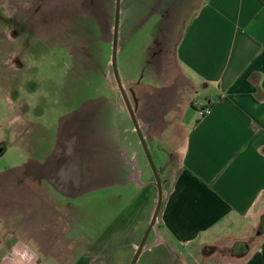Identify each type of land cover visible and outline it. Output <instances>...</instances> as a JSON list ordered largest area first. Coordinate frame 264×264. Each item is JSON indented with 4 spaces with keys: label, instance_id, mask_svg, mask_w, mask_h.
I'll list each match as a JSON object with an SVG mask.
<instances>
[{
    "label": "crops",
    "instance_id": "obj_1",
    "mask_svg": "<svg viewBox=\"0 0 264 264\" xmlns=\"http://www.w3.org/2000/svg\"><path fill=\"white\" fill-rule=\"evenodd\" d=\"M163 3L166 0H155L153 11ZM171 4H184L192 13L187 19L179 16L183 23L174 42L169 40L175 34L172 23L155 29L137 47L145 58L141 77L127 69L138 65L131 62L133 55L122 70V84L163 191L136 264H264V11L257 0ZM123 35L118 34V52ZM170 63L175 71L168 79L163 68ZM198 84L205 90L200 110L211 109L204 117L189 113L197 108L190 95L197 93ZM92 102L87 100L83 107V126L75 121L68 127L46 158L27 155L17 168L0 170V264H42L48 245L62 238L60 243L68 248L56 256L59 264H90L97 257L98 264H109V245L122 257L124 224L118 220L107 225L100 217L101 235L94 241L89 230L76 236L67 229L57 240L38 225L45 195L51 202V191L77 198L86 186L118 184L134 191L126 207L119 204L117 210L127 214L136 210L134 202L142 192L140 211L147 217L137 221L128 243L137 253L158 201L154 173L130 114L123 115L119 129L106 127L104 112L88 108ZM22 124L14 130L26 148L28 134L37 127ZM63 132L60 127L58 135ZM16 170L19 174L12 177ZM119 201H125L123 193ZM52 211L55 225L70 229L89 217L82 205L65 212L55 204ZM78 240L83 258L74 260L70 254ZM93 245H98L97 255Z\"/></svg>",
    "mask_w": 264,
    "mask_h": 264
},
{
    "label": "rangeland",
    "instance_id": "obj_2",
    "mask_svg": "<svg viewBox=\"0 0 264 264\" xmlns=\"http://www.w3.org/2000/svg\"><path fill=\"white\" fill-rule=\"evenodd\" d=\"M166 2L156 5L153 11L155 0H122L119 33L124 32V35L121 52L117 53L121 81L124 63L131 55V62L138 65L136 68L128 66L127 69L134 76L141 77L140 67L145 64V58L137 47L147 41L155 29L172 23L175 34L170 35L169 40L173 43L183 23L179 16L183 19L191 16L190 7L171 4V0ZM114 7L115 0H0V170L14 165L13 168H17L27 155L39 157V161L46 158L55 150L56 142L65 138L69 125L82 120L78 127L83 126V107L89 99L94 101L88 106L91 111L104 112L102 118L106 127H116V130L121 127L122 117L129 111L117 89L111 65ZM133 30L137 31L132 34ZM119 47L118 39V50ZM163 70L168 79L175 71L171 63L167 67L165 65ZM197 87V93L190 95L197 108L189 112H196V115L200 111V104L205 102V90L199 84ZM22 122L25 124L22 127H37L28 134L26 148L21 147L20 133L14 130V127H21ZM61 125L65 134L60 137L58 131ZM28 167L34 171L31 164ZM17 174L19 170L13 172L12 177ZM44 186L50 188L46 182ZM81 188L82 195L77 198H67L51 191L55 198V202H51L50 196H44L45 200L39 204L42 216L38 223L44 225V234L50 235L51 232L58 240L66 229L68 235L75 233L76 236L89 230L88 237L91 236L94 241L101 235L100 217L101 222L107 225L115 224L118 220L124 224L126 245L122 257L114 245H109L107 255L111 259L108 261L109 264H132L136 254L128 248L132 239L130 231L135 230L137 221L147 217V212L143 214L140 211L144 198L142 192L135 199L136 210L127 214L126 211L122 213L120 210L118 213L117 210L122 205L126 207L134 191L127 192L118 184L98 189ZM122 193L123 204L122 201L117 202ZM55 204L65 212L75 205L84 206L88 211V221L82 219L79 223H72L69 225L71 229L56 226L54 222H57V218H53L52 214ZM79 241L72 245L74 251L70 256L74 260L83 258V245ZM60 242L48 245L49 254L48 257H41L42 264H59L56 256H63L61 249L68 248V244ZM97 247L93 245V255L98 254L95 250ZM97 259L87 261L98 264L100 261Z\"/></svg>",
    "mask_w": 264,
    "mask_h": 264
},
{
    "label": "water",
    "instance_id": "obj_3",
    "mask_svg": "<svg viewBox=\"0 0 264 264\" xmlns=\"http://www.w3.org/2000/svg\"><path fill=\"white\" fill-rule=\"evenodd\" d=\"M121 2H122V0H116V6H115L113 42H112L113 44H112V56H111L112 71H113L114 77L116 79L117 89L120 91V93L122 94V97L124 98V100L126 102L129 114H130V116L132 118V121L134 123V126L136 128V132L138 133V135H139V137L141 139L143 149L145 151V154H146V156H147V158L149 160V163L151 165V168L153 170L156 186L158 188V201H157V205H156V209H155L154 215L152 217V221L150 222V225H149V227L147 229V233H146L143 241L141 242V244L139 246V249H138V251H137V253L135 255V258L133 260V263H132V264H136L137 259L139 257V254H140L141 250L143 249V247L145 245V241L147 239V236H148L149 232L151 231V229L153 228V226L155 224V221L157 219L159 210L161 208V202H162V198H163V191H162L161 180H160L158 171L155 168V165L153 163V160H152V157H151V155L149 153L147 145H146L145 141L143 140V135L141 133V130L139 129L137 120H136L135 115H134V109H133V107H132V105L130 103V100H129L128 95H127V93L125 91V88H124V86L122 84V81L120 79L119 72H118L117 53H118V34H119V27H120Z\"/></svg>",
    "mask_w": 264,
    "mask_h": 264
},
{
    "label": "built area",
    "instance_id": "obj_4",
    "mask_svg": "<svg viewBox=\"0 0 264 264\" xmlns=\"http://www.w3.org/2000/svg\"><path fill=\"white\" fill-rule=\"evenodd\" d=\"M211 113V109L210 108H203L199 111V115L204 117L206 115H209Z\"/></svg>",
    "mask_w": 264,
    "mask_h": 264
},
{
    "label": "flooded vegetation",
    "instance_id": "obj_5",
    "mask_svg": "<svg viewBox=\"0 0 264 264\" xmlns=\"http://www.w3.org/2000/svg\"><path fill=\"white\" fill-rule=\"evenodd\" d=\"M122 4V3H121ZM115 6H116V0H115ZM114 9H115V7H114ZM114 18H115V15H114ZM120 28V27H119ZM113 44V43H112ZM72 51V50H71ZM74 56V55H73ZM16 64H19V65H21V63H18V62H16ZM5 67H8V65L7 66H5ZM76 114L77 113H75V116H76ZM69 116H71V114L69 115ZM72 118V117H71ZM70 118V119H71ZM78 120V119H77ZM78 124H80V123H82V120H80L79 122H77ZM73 124H74V122H73ZM73 126V125H72ZM71 125H69L68 127H72ZM61 127H62V125H61Z\"/></svg>",
    "mask_w": 264,
    "mask_h": 264
},
{
    "label": "trees",
    "instance_id": "obj_6",
    "mask_svg": "<svg viewBox=\"0 0 264 264\" xmlns=\"http://www.w3.org/2000/svg\"><path fill=\"white\" fill-rule=\"evenodd\" d=\"M257 1L261 4L262 10L264 11V0H257ZM113 14L115 15V10H114ZM110 18L112 19V17H110Z\"/></svg>",
    "mask_w": 264,
    "mask_h": 264
}]
</instances>
